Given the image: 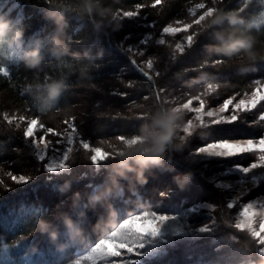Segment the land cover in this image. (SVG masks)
I'll use <instances>...</instances> for the list:
<instances>
[{
  "label": "trees",
  "instance_id": "obj_1",
  "mask_svg": "<svg viewBox=\"0 0 264 264\" xmlns=\"http://www.w3.org/2000/svg\"><path fill=\"white\" fill-rule=\"evenodd\" d=\"M199 3L216 7L213 14L217 10L235 11L244 23L232 26L224 21L222 25L205 30L203 25L213 14L207 15L192 29V33H199L194 37V45L191 48L186 46L183 54L175 52V59L177 40L174 44L169 41L163 45L151 43L149 53L161 63L159 75L129 50L128 46L136 45L149 29L156 33V28L186 20L187 8ZM137 5L143 7L137 9ZM101 6L118 13L116 19H112L111 13L102 17L98 13L81 16L78 12H68L63 24H57L48 15L54 8L49 0H0V18L23 29L22 43L13 48L7 44L0 46V69H9L8 76L0 73V180L3 181L0 183V254L8 253L9 264H67L77 249L93 245L104 226L109 227L111 222L108 221L99 225L98 216L104 217L106 207L111 211L115 199L120 203L123 200L126 206L136 210L141 204L144 207L145 203L162 200L161 193L169 190L167 186L170 185L167 182V186L160 183L152 187L142 182L138 177L139 170L135 168L133 172L132 167L125 169L123 174L116 168L109 171L107 166L94 167L93 175L85 178L89 170L80 171L81 166L77 165L74 176L52 175L41 167L36 155L24 144L21 122H9V116L36 118L54 127L50 118H79L74 111L81 99L96 101L99 106V99L104 96L108 105L104 115L90 123L80 119L82 138L110 141L119 136L140 137L145 125L151 124V119L144 115L122 118L121 113L128 108L135 111L145 109L152 115L167 111L168 102L163 98L170 89L175 90L168 82L171 76L183 79L185 85L177 89L183 101L209 90L211 99L219 102L230 93L242 91L252 82L264 79V3L261 0H215V3L213 0H161L160 4H155V0H101ZM123 11H137L139 17L123 18ZM98 21H103L99 27ZM231 31L251 35L255 40L260 57L245 62L250 65L248 70H242L237 58H223V62L214 66L204 63L205 60L220 59L209 50L210 45L219 42L216 33ZM54 37H59L61 46L68 49L67 54L57 56ZM37 47L44 61L39 68H29L23 59L24 53ZM124 67L128 71L122 80L121 69ZM53 79H63L68 87L51 109L42 112L36 99V85H44ZM209 83L218 84L219 91L217 88L210 90ZM117 112L120 115H116ZM57 121L63 123L62 119ZM75 122L78 123L76 119ZM226 126L217 127L222 129L205 134L201 139H190L191 147L219 139L256 136L250 128L240 129L234 123ZM214 130L210 128L209 133ZM177 143L181 142L173 137L165 152L166 161L174 168L177 165L190 173L193 180L202 181L193 164L183 162L179 157L183 147L177 150L174 147ZM160 167L162 170L168 166ZM8 172L31 179L27 183H16L6 175ZM202 183L207 184V191L219 204L217 217L225 223L227 209L221 190L217 186L211 188L207 182ZM43 185L51 199L42 198L39 202ZM173 193H178V203L189 200L188 194L181 193L179 188ZM102 205L107 206L100 209ZM68 218L75 229L80 230L79 233L69 229ZM41 221L47 222V230L41 229ZM52 232L57 233L55 239ZM246 240L248 249L258 256L259 262L264 260L258 252V244L250 238Z\"/></svg>",
  "mask_w": 264,
  "mask_h": 264
},
{
  "label": "rangeland",
  "instance_id": "obj_2",
  "mask_svg": "<svg viewBox=\"0 0 264 264\" xmlns=\"http://www.w3.org/2000/svg\"><path fill=\"white\" fill-rule=\"evenodd\" d=\"M196 5L187 8L186 13H188V18L186 20H178L182 22L180 24H177V21H175L172 26L183 27V23H191L193 19L198 18L208 7L206 6L205 9L196 10V16H192L190 10L195 9ZM56 26V28L59 27V25ZM163 28H156V33L152 29H149L145 36L137 41L136 45L128 46L146 66L147 61L151 59L153 61L151 70L159 74L158 68L161 66V63L154 57L155 55L149 53L150 44L153 42L156 43L159 39H164L165 42L169 41L171 44H174V41L177 40L178 43H185L186 45L184 37L193 34V28L189 29L187 32H180L175 35L164 34L162 31ZM146 36H151V39L146 44L141 43ZM174 38L175 40H173ZM126 71L128 70L125 67L121 69L122 80H124L123 75ZM168 82L170 85L173 84L172 87H174L175 90L170 89L166 92L167 94L163 100L168 102L167 111L173 108L179 109V123L182 125V128L177 129L174 137L178 142H181V138H186L183 139V148L179 151V157L183 162L186 161L193 164L192 166L195 172H197L202 181L193 180L192 175L186 178V174L188 173L173 164L177 167L174 168L169 161H166L165 157L161 164L150 165L144 168L143 176L146 178V184L155 187L160 183H164V185L167 186L166 183L169 182L170 185L167 186L169 190H164L161 193L163 199L155 201L154 204L151 202L145 203L144 207L141 204L136 210H132L133 208L131 209L126 206V202L123 200H120L122 202L120 203L117 199L113 202L111 211L106 207L107 205L100 206V209L104 206L107 210H104V217L98 216L99 225L108 221L111 222L109 227L106 228V226H104L103 231L96 237L93 245L84 249H77L73 259L67 264H111V259L109 258L90 261L85 259V256L88 255L98 240L106 239L113 232L117 231L122 223L126 224L129 219L134 217H143V219H137L135 225L136 230L143 233L141 238L137 241V244L144 245L143 248H137V255L134 257L137 260V264H264V260L259 262L258 256L252 253L251 249H248L246 243V238H250V241L256 242L258 244V252L264 258V244L253 234L259 231L260 228H264V169H255L252 173L247 174L239 172L236 169L237 165L248 166L256 159V156L250 153L236 155L226 159L215 156L217 152L224 153L229 151L228 144L230 142H238L249 138L259 139L264 135V120L260 119V116L264 115V100L260 101L251 111L241 113L240 119L234 122L240 129H252V131L256 133L255 137L214 140L213 142L220 141V143L209 145V150L205 153H197L196 149L201 146L195 148L191 147V142L189 141L192 138L194 140L201 139L205 134L210 135L213 134V132L216 133V130L222 129L217 128L219 126H229V124L213 125L210 128H215V130L209 133L210 128L207 125L212 123L213 118L204 116V113L209 109L219 112V107L229 98L235 97L233 103H236L241 98L251 99L252 92L256 90L259 91L260 95H264V79L252 82L242 91L230 93L219 102L211 99V92L209 90L191 97L190 99L193 100L191 107L199 113L200 118H197L196 114L192 112V109L186 106L187 101H183V97H179L177 94V89L185 85L183 79H181L180 76H171ZM219 89L220 87H217L218 91ZM101 92L104 94L103 90H101ZM147 97L148 96H146V98ZM194 98H198L200 101H203V103L199 104V101ZM95 102L93 101L92 103L89 100L84 101L81 99V102L74 111L75 114L79 115V118L76 116L72 118L54 116L49 119L50 124L54 125V127H50L38 120L34 139L39 140L43 136L45 142L50 141L45 161H39L44 170L46 164L50 162L54 155L58 159L59 155L69 146H71V151L67 154L69 170L50 174H66L67 177L71 175L74 176L76 175L74 172L78 170L77 165L81 166L80 171L89 170L86 172L85 178L93 175L94 167L98 169L99 166H107L109 171H113L112 169L115 170V168L119 169V161L123 158L120 152L124 151L128 145H136L139 136H119L110 141H91L82 138V135L79 133L82 130L80 126L82 121H80V119L82 120L83 118L84 121L90 123L93 122L95 118L104 115L105 110H108V105L104 96L99 99V102L97 101L100 103L99 106H97ZM231 111L232 105L229 106L228 111L220 115H230ZM117 114L120 115L118 112L116 115ZM134 115H144L146 118L150 119L152 116V114L145 109L135 111L129 108L128 111H123L120 116L122 118H130L134 117ZM13 117L14 116H9V119ZM58 119H62L63 123H57ZM75 119L78 123L75 122ZM16 120L21 122L19 125L24 133V144H27L36 155L33 138L25 137V130L29 127V122L35 127L37 119L26 118L25 120H21L15 117V119H11V122ZM66 121L68 123H65ZM39 124L45 125V129L39 128ZM72 124H75L77 133L73 134V143L69 145L67 141L68 134L72 131ZM48 128L54 129L56 132L60 133V135L57 136L49 133L45 136L44 133ZM242 134L246 133L242 132ZM121 137L124 139H121ZM58 140L60 143H57ZM80 140H85L84 142L89 143L90 147L85 148L80 144ZM41 147H43V145H41ZM93 148L102 151L94 153L92 150ZM105 153H107L106 157L104 156ZM93 154L101 157L98 164L94 165L92 161V163L88 162L89 159L92 160ZM129 164L132 166L133 172L135 170L140 171V165L137 164L134 159H130ZM162 165L168 166L167 169L161 170L162 167L160 166ZM139 171L137 172L139 173ZM253 176L256 177L255 181L252 179ZM202 182H207L211 188L212 186H217L221 190L227 209L225 223L217 217L220 207L219 204L215 201V198L211 196V193L207 191L205 187L207 184ZM41 187L43 188L42 195H38V201L40 202L42 198L49 201L51 195L47 192V187L45 185ZM178 188L181 193L188 194L189 200L177 202L179 200V195L178 193L173 195V192L178 191ZM39 191L40 190H37V192ZM34 195L36 196V194ZM248 203L254 205L253 209H249ZM229 205H231V207ZM146 213L152 215L146 216ZM153 215L168 217V220L160 225V234L156 236H150L148 234L151 227H154L152 222ZM240 224H243V227L237 226ZM201 227H207L208 231L201 232ZM88 230H90V227ZM107 247L108 250H111L113 246L109 244ZM8 257V253L0 254V264H9L10 259Z\"/></svg>",
  "mask_w": 264,
  "mask_h": 264
},
{
  "label": "clouds",
  "instance_id": "obj_3",
  "mask_svg": "<svg viewBox=\"0 0 264 264\" xmlns=\"http://www.w3.org/2000/svg\"><path fill=\"white\" fill-rule=\"evenodd\" d=\"M49 3L54 8L49 11L48 15L54 18L57 24H63L65 13L68 12H78L81 16H92L98 13L102 17L111 13L112 19H116L118 15V13L112 12L110 8L102 7L101 0H49ZM224 21H228L232 26L244 23L243 18L235 11L217 10L208 19V22L203 25V28L206 30L215 25H222ZM101 23L103 21H98L97 27ZM22 37V27L13 26L10 20L0 18V46L7 44L9 48H13L17 44L22 43ZM216 38L219 42L210 45L209 50L210 53H214L220 59L216 61L205 60L204 63L206 65L210 64L214 66L216 63L223 62V58H228V60L237 58L242 70H248L250 65L245 62H253L260 57V54L255 49V40L251 35L238 34L236 31L217 32ZM53 43L57 56L67 54L68 49L61 46L59 37H54ZM23 59L27 67L36 69L42 65L44 56L37 47L25 51ZM67 87L68 85L63 79H53L44 85L37 84L36 99L39 101V110L45 112L51 109ZM217 87L219 85L214 83H209L208 85L210 90H215ZM179 120V109L175 108L170 111L161 110L153 114L151 116V124L145 125L138 143L136 145H128L124 151L120 152V155L123 157L119 161L121 174L124 173L125 169H131L132 166L129 164V160L134 159L140 165L139 179L142 182H146V178L143 176V169L150 165L162 163L169 143L172 141L177 129L182 128ZM183 139L186 138H181V143L174 145L177 150L183 147ZM190 175V173L186 174V178ZM66 224L69 229H75L70 218L66 220ZM40 227L43 230H47V222L41 221ZM75 231L79 233L80 230L75 229ZM51 235L55 239L57 233L52 232Z\"/></svg>",
  "mask_w": 264,
  "mask_h": 264
},
{
  "label": "snow or ice",
  "instance_id": "obj_4",
  "mask_svg": "<svg viewBox=\"0 0 264 264\" xmlns=\"http://www.w3.org/2000/svg\"><path fill=\"white\" fill-rule=\"evenodd\" d=\"M161 0H155V4H160ZM262 3H264V0H261ZM213 3H215V0H213ZM155 6V5H154ZM137 9L143 7V5H137ZM206 5L204 3H199L196 5L195 9L190 10V14L192 16H196V10L198 9H205ZM216 7H207L205 11L201 15L198 16V18L193 19L191 23H183V27H173L172 24H169L165 26L162 31L164 34H171L175 35L180 32H187L189 29L193 28L194 25H199L205 16L213 14ZM138 15L137 11H123L122 16L123 18H131ZM264 22V21H262ZM177 24L182 23L181 21H177ZM199 33L194 32L193 34L187 35L184 37L185 43H176L175 49H174V55L173 58L175 59V52H178L180 54L185 53V47L191 48L194 43V37L198 35ZM151 39V36H146L141 43L146 44ZM157 44L163 45L165 44L164 39H159L156 41ZM131 50V49H129ZM147 66L149 69L153 67V61L149 59L147 61ZM0 73H2L5 76H8L9 69H0ZM159 75V73H156ZM150 78V77H149ZM195 100L199 101V104H202L203 101H200L198 98H194ZM235 97L226 99L223 104L219 107L220 111L215 112L211 109L206 111L204 113V116L213 118L212 123L208 124L207 126L210 128L213 125L217 124H230L236 122L238 119H240V114L244 112H249L252 109H254L257 104L264 100V95H260L259 91H253L251 94V99L247 98H241L236 103H233ZM193 103V100L190 99L187 101L186 106L192 109V112L196 114L197 118H200L199 113L195 111L194 108L191 107ZM232 105V111L230 115L224 116L220 115L226 111L229 110V106ZM15 119V117L11 118ZM11 119H9V122H11ZM21 120H25V117H21ZM261 120H264V115L260 116ZM65 123H68L67 121ZM38 125V119L36 126L33 127L31 122H29V127L25 130V137L33 138V144L36 149V156L39 161H45L47 156V150L49 149L50 141L45 142L44 137L42 136L39 140L34 139L35 137V131L36 127ZM19 126V125H17ZM39 128L45 129V125L39 124ZM71 133L68 134V141L67 143L71 145L73 143V134L77 133L76 126L74 124L71 125ZM53 134L59 136L60 133L56 132L54 129L48 128L47 131H45V136L47 134ZM121 139H124L121 137ZM85 140H80V144H82L85 148L90 147L89 143H85ZM227 141V140H225ZM57 143H60L58 140ZM218 142H211L207 143L204 146H201L196 149L197 153H205L209 150V145L218 144ZM43 145V147H41ZM229 151L221 153L217 152L215 153V156L218 158H229L236 155H242L245 153H250L256 156V159L251 162L248 166H241L237 165L236 169L239 172L242 173H252L255 169H264V135H262L259 139H245L238 142H230L228 144ZM93 152L102 151L100 149H92ZM55 151V150H53ZM71 151V146L67 147L57 159L54 155L50 162L46 164L45 170L49 173H61L69 170V165L67 164L68 160V152ZM104 156H107V153L104 154ZM101 157L93 154L92 156V162L93 164H98ZM6 175H8L14 182L16 183H27L31 178L29 176L25 175H13L11 172H8ZM252 179L255 181L256 177L253 176ZM0 183H3L2 180H0ZM231 207V205H229ZM249 209H253L254 205L252 203H248ZM152 215V214H145ZM137 219H143V217L140 218H131L127 221V223H122L120 228L113 232L110 236H108L106 239H100L98 242L95 243V246L90 250L87 256H85V259L87 260H95V259H104L109 258L111 259V264H137V260L134 258L137 255V248H143V244H137V241L141 238L143 233H140L136 230L135 225L137 222ZM168 220V217L165 216H152V222L154 224V227H151L148 234L150 236H156L157 234H160V225ZM238 227H243V224L237 225ZM201 232L208 231L207 227H201ZM262 244H264V228H260L259 231L253 233ZM112 244V249L108 250V245Z\"/></svg>",
  "mask_w": 264,
  "mask_h": 264
}]
</instances>
